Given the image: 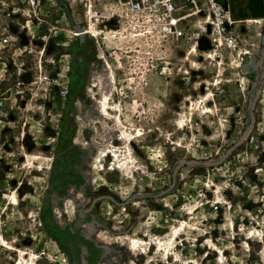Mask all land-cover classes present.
<instances>
[{
    "label": "rangeland",
    "instance_id": "374dc122",
    "mask_svg": "<svg viewBox=\"0 0 264 264\" xmlns=\"http://www.w3.org/2000/svg\"><path fill=\"white\" fill-rule=\"evenodd\" d=\"M235 19L79 44L71 1L0 0V264H264V21Z\"/></svg>",
    "mask_w": 264,
    "mask_h": 264
},
{
    "label": "built area",
    "instance_id": "2783aa9c",
    "mask_svg": "<svg viewBox=\"0 0 264 264\" xmlns=\"http://www.w3.org/2000/svg\"><path fill=\"white\" fill-rule=\"evenodd\" d=\"M69 1L79 9L85 24L79 27L87 37H94L91 32L87 33L91 28L112 37L140 33L197 44L200 35L207 31L211 32L213 40H218L225 33V28L235 22L227 3L221 4L218 0ZM193 18L199 20L192 25ZM53 84L61 87L59 93L62 97L68 95V90L58 79H54Z\"/></svg>",
    "mask_w": 264,
    "mask_h": 264
},
{
    "label": "water",
    "instance_id": "95a60500",
    "mask_svg": "<svg viewBox=\"0 0 264 264\" xmlns=\"http://www.w3.org/2000/svg\"><path fill=\"white\" fill-rule=\"evenodd\" d=\"M234 1L237 2L238 0H226V3L228 5L229 12L232 14L233 17L237 18L235 20H244L245 16L240 14V11H242L243 9L248 11V13L250 14V18L252 19L264 18V0H241L243 5L238 7V11L236 13L234 8ZM72 30L78 34L75 39L80 44H82L86 38L83 29L76 24H72ZM239 68L242 73H247L250 68L252 70H256V56L251 55L249 61L242 63Z\"/></svg>",
    "mask_w": 264,
    "mask_h": 264
},
{
    "label": "bare ground",
    "instance_id": "6f19581e",
    "mask_svg": "<svg viewBox=\"0 0 264 264\" xmlns=\"http://www.w3.org/2000/svg\"><path fill=\"white\" fill-rule=\"evenodd\" d=\"M70 10H71V13H73V10H72V7H70ZM263 21H264V19H251V20H248V21H246V23H251V24H255L256 26H260V25H262L263 24ZM235 22H232L231 23V25L232 24H234ZM81 28V27H80ZM88 32H91L92 34H93V36L94 37H91V38H96L97 37V35L98 34H101L100 32H97L96 30H93V29H89L88 31H87V33ZM73 33V37L75 38L76 36H78V34L75 32V31H73L72 32ZM247 53V52H246ZM110 74V73H109ZM109 83H110V87L111 88H113L114 86H115V78H114V76L111 74V75H109ZM107 95V94H106ZM103 108H102V110H101V112H99V115H100V117H101V119L102 120H104V121H106L107 120V116L109 115V108L107 107V106H109L110 104H109V98H108V96H103ZM114 156H117L116 155V152H115V154H114ZM36 159H41V158H39V157H35ZM118 160V159H117ZM127 169V168H126ZM11 198H13L12 196H11ZM176 233H177V231H176V229L175 228H173L172 229V231L169 233V235H168V238L169 239H167L166 240V242L165 243H161V241H158L157 243H155V245L158 247V251H160V252H162L163 253V255H165L166 253H167V256H168V254H169V251L171 250V248L170 247H172V245L174 244V241H173V239H174V237H176ZM156 238H158V237H156ZM159 240L161 239V238H158ZM154 241V240H153ZM135 243V242H134ZM140 243H142L143 245H146L147 243L146 242H144V241H142V242H140ZM142 244H141V246H142ZM136 245V244H135ZM148 245V244H147ZM153 245V243L151 244V246ZM134 247V246H133ZM156 247V248H157ZM135 248V247H134ZM139 248V247H138ZM142 249V248H141ZM145 249H146V247H145ZM147 251V250H146ZM169 257H167V259H168Z\"/></svg>",
    "mask_w": 264,
    "mask_h": 264
},
{
    "label": "flooded vegetation",
    "instance_id": "af4514ba",
    "mask_svg": "<svg viewBox=\"0 0 264 264\" xmlns=\"http://www.w3.org/2000/svg\"><path fill=\"white\" fill-rule=\"evenodd\" d=\"M242 5H243V3L241 2V0H238L237 2L234 1L235 13L238 11V7L239 6H242ZM240 14L243 15V16H245L244 17V20L247 19L248 17H250V14L248 13V11L247 10H244V9L242 11H240Z\"/></svg>",
    "mask_w": 264,
    "mask_h": 264
},
{
    "label": "crops",
    "instance_id": "0c3cea01",
    "mask_svg": "<svg viewBox=\"0 0 264 264\" xmlns=\"http://www.w3.org/2000/svg\"><path fill=\"white\" fill-rule=\"evenodd\" d=\"M249 20V19H248ZM248 20H246V21H248ZM246 21H243V22H246Z\"/></svg>",
    "mask_w": 264,
    "mask_h": 264
},
{
    "label": "trees",
    "instance_id": "16d2710c",
    "mask_svg": "<svg viewBox=\"0 0 264 264\" xmlns=\"http://www.w3.org/2000/svg\"><path fill=\"white\" fill-rule=\"evenodd\" d=\"M79 43V42H78ZM80 44V43H79Z\"/></svg>",
    "mask_w": 264,
    "mask_h": 264
}]
</instances>
